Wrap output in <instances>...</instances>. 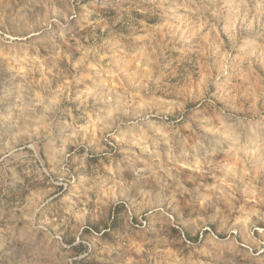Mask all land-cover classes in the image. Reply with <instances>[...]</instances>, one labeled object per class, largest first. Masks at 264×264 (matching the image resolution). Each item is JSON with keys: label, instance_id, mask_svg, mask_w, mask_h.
I'll use <instances>...</instances> for the list:
<instances>
[{"label": "rangeland", "instance_id": "rangeland-1", "mask_svg": "<svg viewBox=\"0 0 264 264\" xmlns=\"http://www.w3.org/2000/svg\"><path fill=\"white\" fill-rule=\"evenodd\" d=\"M0 264H264V0H0Z\"/></svg>", "mask_w": 264, "mask_h": 264}, {"label": "bare ground", "instance_id": "bare-ground-1", "mask_svg": "<svg viewBox=\"0 0 264 264\" xmlns=\"http://www.w3.org/2000/svg\"><path fill=\"white\" fill-rule=\"evenodd\" d=\"M53 2V1H52ZM52 2H50V3H52ZM58 2V1H57ZM56 4V3H55ZM59 4H60V2H59ZM41 5V4H40ZM39 5V6H40ZM39 6H37V7H39ZM43 7V6H42ZM34 8V7H33ZM41 8V7H40ZM35 9V8H34ZM35 11V10H34ZM63 11V10H62ZM42 12V11H41ZM66 15V14H65ZM53 16V15H52ZM67 17V16H66ZM55 18H56V16H55Z\"/></svg>", "mask_w": 264, "mask_h": 264}]
</instances>
